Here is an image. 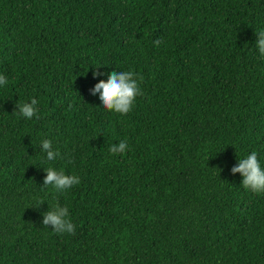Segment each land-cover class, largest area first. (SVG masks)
<instances>
[{
	"label": "trees",
	"instance_id": "1",
	"mask_svg": "<svg viewBox=\"0 0 264 264\" xmlns=\"http://www.w3.org/2000/svg\"><path fill=\"white\" fill-rule=\"evenodd\" d=\"M262 30L264 0H0V264H264V192L231 171L264 170ZM122 71L126 115L92 94Z\"/></svg>",
	"mask_w": 264,
	"mask_h": 264
},
{
	"label": "clouds",
	"instance_id": "2",
	"mask_svg": "<svg viewBox=\"0 0 264 264\" xmlns=\"http://www.w3.org/2000/svg\"><path fill=\"white\" fill-rule=\"evenodd\" d=\"M256 47L261 55H264V30L258 34ZM156 43H159L157 41ZM99 75V73H93ZM142 79V78H139ZM7 84V78L0 75V86ZM100 94V100L103 108L114 111L120 115L128 114L134 105L137 95H140L138 79L132 71L112 72L108 74L107 82L101 81L95 86L93 95ZM37 101L32 99L31 102L19 104L18 112L25 118L31 119L36 114ZM126 142H120L109 148L110 154L124 153L127 150ZM42 150L47 153V159L53 160L60 155L58 151H53L49 140L42 141ZM47 172L44 185H52L57 190L70 189L80 183L79 177L75 175H66L63 170L57 171L53 168L45 170ZM232 173H240L243 177L242 186L253 192H264V170L261 169L257 158V153L253 151L246 158L238 160V166L234 167ZM68 217L66 207L57 206L54 210L44 214L43 224L45 227L51 225L53 231L60 234H74L75 225Z\"/></svg>",
	"mask_w": 264,
	"mask_h": 264
}]
</instances>
